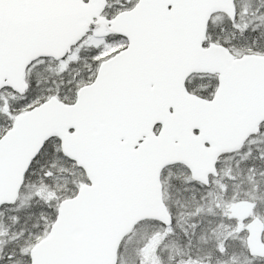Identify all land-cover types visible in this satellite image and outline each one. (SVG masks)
Returning a JSON list of instances; mask_svg holds the SVG:
<instances>
[{"label": "snow or ice", "instance_id": "6c2138e0", "mask_svg": "<svg viewBox=\"0 0 264 264\" xmlns=\"http://www.w3.org/2000/svg\"><path fill=\"white\" fill-rule=\"evenodd\" d=\"M0 264H264V0H0Z\"/></svg>", "mask_w": 264, "mask_h": 264}]
</instances>
